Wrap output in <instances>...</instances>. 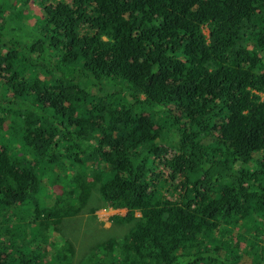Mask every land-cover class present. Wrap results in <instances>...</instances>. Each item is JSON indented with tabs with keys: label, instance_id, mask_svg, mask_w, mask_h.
<instances>
[{
	"label": "trees",
	"instance_id": "obj_1",
	"mask_svg": "<svg viewBox=\"0 0 264 264\" xmlns=\"http://www.w3.org/2000/svg\"><path fill=\"white\" fill-rule=\"evenodd\" d=\"M49 1L10 37L30 0H0V264H69L44 235L93 190L126 210L93 264H264L229 243L264 218V0ZM79 153L106 170L41 205L35 160Z\"/></svg>",
	"mask_w": 264,
	"mask_h": 264
},
{
	"label": "rangeland",
	"instance_id": "obj_2",
	"mask_svg": "<svg viewBox=\"0 0 264 264\" xmlns=\"http://www.w3.org/2000/svg\"><path fill=\"white\" fill-rule=\"evenodd\" d=\"M40 0H30L28 7L24 8L21 6L23 15L25 16L21 23L18 25L19 29L13 31L10 37L21 36L28 34L30 27L32 26V19L35 17H40L43 14L40 10ZM50 2H53L51 0ZM13 12L9 17L6 15V19H11L14 14ZM21 13V14H22ZM20 14V15H21ZM208 34V31H204ZM43 78V76L41 75ZM41 78V79H42ZM1 91V90H0ZM2 91L0 96H2ZM40 158V157H39ZM83 159L75 163V168L63 165L59 162L49 163L47 158H42L40 160H35L36 170L39 179V192H38V202L45 206H51L56 204L57 197L61 193L59 185L68 184L75 176L85 175L87 180L90 179L91 174L96 170H106L103 163H95L91 158L82 156ZM51 179V181H49ZM167 188V187H166ZM172 190V189H171ZM21 212L23 213L24 207H22ZM125 210L119 212H114L109 207L105 206L100 193L98 190H93L88 202L82 207V209L76 212L72 217L66 218L63 224L59 228H55L44 235V237L50 241L60 243L61 246H67L72 243V253L69 264H93L96 256L103 257L106 255L105 251L98 248V243L107 240L109 238L124 237L126 234V227H122L113 224L111 221V216L115 214L124 215ZM24 214L32 219L35 216L34 207L30 206ZM138 216V213H137ZM257 221L260 223L258 230H251L246 233L251 239L245 242V239H239L237 236V226L234 229L233 239H229V243L233 242L238 248H243L247 252L255 253L257 260L262 261L264 259V218L258 217ZM12 222V221H11ZM17 221H14L16 224ZM26 239V237H25ZM20 242V241H18ZM251 242L257 247V251L252 247ZM35 250L34 247H30ZM46 250L44 252L38 251L40 254V261L43 264H58L54 259L55 250L51 247V243L45 245ZM50 255L52 257H50ZM249 258L244 256L242 262H248ZM239 264V263H238Z\"/></svg>",
	"mask_w": 264,
	"mask_h": 264
},
{
	"label": "clouds",
	"instance_id": "obj_3",
	"mask_svg": "<svg viewBox=\"0 0 264 264\" xmlns=\"http://www.w3.org/2000/svg\"><path fill=\"white\" fill-rule=\"evenodd\" d=\"M51 1V0H50ZM49 1V3H48V6L49 5H51V4H53L54 2H56V1H58V0H53V2H50ZM43 9V8H42ZM41 12H42V10H41ZM40 18H42V14H41V16H40ZM22 37H28V36H32V37H36V36H38V35H35V34H33V35H28V36H24V35H21ZM79 155L82 157V156H84L83 155V153H79ZM95 156H97V155H95ZM86 157V156H85ZM87 158H89V157H87ZM111 209V208H110ZM113 210V209H112ZM114 212H119V210H114ZM116 215V214H115ZM125 215V214H124Z\"/></svg>",
	"mask_w": 264,
	"mask_h": 264
},
{
	"label": "bare ground",
	"instance_id": "obj_4",
	"mask_svg": "<svg viewBox=\"0 0 264 264\" xmlns=\"http://www.w3.org/2000/svg\"><path fill=\"white\" fill-rule=\"evenodd\" d=\"M166 187L169 188L170 190L173 189V188H175L174 186L169 187V186H167V185H166ZM178 194H179V193H176V194H174V196L179 197ZM119 210L123 211V210H125V209H119ZM125 211H126V210H125ZM117 215H119V214H117ZM135 215L137 216V213H136ZM139 215H140V214L138 213V216H139ZM119 216H123V215H119Z\"/></svg>",
	"mask_w": 264,
	"mask_h": 264
},
{
	"label": "crops",
	"instance_id": "obj_5",
	"mask_svg": "<svg viewBox=\"0 0 264 264\" xmlns=\"http://www.w3.org/2000/svg\"><path fill=\"white\" fill-rule=\"evenodd\" d=\"M114 211V210H113Z\"/></svg>",
	"mask_w": 264,
	"mask_h": 264
}]
</instances>
